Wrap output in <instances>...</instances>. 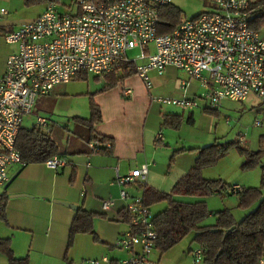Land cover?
I'll use <instances>...</instances> for the list:
<instances>
[{"label":"built area","instance_id":"1","mask_svg":"<svg viewBox=\"0 0 264 264\" xmlns=\"http://www.w3.org/2000/svg\"><path fill=\"white\" fill-rule=\"evenodd\" d=\"M55 1L48 0L38 16L4 34V41L17 49L0 65V189L9 181V166L27 164L15 143L22 117L33 111L36 98L80 72H112L129 61L131 49L139 50L132 60L134 74L146 88L152 86L149 72L153 70L161 74L173 66L187 75L179 81L181 98L152 96L158 103L197 106V98L185 95L190 79L199 80L203 88L199 98L211 106L223 99L242 101L249 94L264 101V36L250 26L251 0H212L211 10L182 20L164 34L157 33L159 7L171 0H75L76 10L69 12L60 11ZM5 12L0 7V15ZM136 59L145 61L138 64ZM124 94L129 95L130 89ZM35 121L36 126L50 131L45 117L37 116ZM157 138L162 139L161 134ZM91 146L98 152V142ZM43 163L56 169L66 165L67 159L53 155ZM147 172L145 163L115 176L119 198L127 200L124 211L129 217L128 229L115 246L126 249L127 256L112 260L103 255L80 264H158L148 258L157 236L151 211L141 195H130L124 189L143 182ZM238 189L231 187L232 192ZM114 203L113 199L103 200L102 208L109 209ZM192 255L195 263L201 262L202 245ZM254 264H264V255Z\"/></svg>","mask_w":264,"mask_h":264},{"label":"crops","instance_id":"2","mask_svg":"<svg viewBox=\"0 0 264 264\" xmlns=\"http://www.w3.org/2000/svg\"><path fill=\"white\" fill-rule=\"evenodd\" d=\"M46 2L0 0V7L6 10L0 15V40L10 46L5 51L0 47L3 60L8 53L17 49L16 45L7 44L4 41V34L18 29L25 22L38 16L44 10ZM75 10L74 7L72 11ZM144 61L145 59H141L138 64ZM169 67L173 66L166 68ZM88 75V73H82L66 83L56 84L50 93L37 97L34 104L35 106L53 103L52 107L57 104L59 108H65L68 112V122L61 129L68 130L69 123L78 128V131H73L78 140L68 138L63 150L58 147L60 152L64 153L63 157L67 159V164L56 169L49 168L44 163L11 165L8 168L9 181L0 189V192H5L8 196L5 203L6 220H0L2 223L0 237L8 238L14 255L27 257V264H80L87 259L99 258L103 255L112 260L123 258L120 256L128 254L126 249L118 247V250H110L116 247L115 242L129 226L121 215V209L127 200L119 198L120 186L115 182L116 174L126 175L132 169L146 163L148 172L146 179L141 183L162 192H170L175 182L194 164L197 151L189 150V148L205 146H200L199 143L185 145L180 135L171 132H168L167 138L170 141L174 140V147L169 142L164 143L163 135L157 130L158 124H165V119L167 121L180 119L178 127H173L171 123L167 124L178 129L184 122L193 123V113L190 111L186 117L176 112L159 111L157 114H151L153 104L158 102L152 99L151 87L146 88L134 73L107 88H103L107 82L106 78L96 74H94L95 77L102 76L105 80L101 86L93 88L88 81L84 90L65 86L76 80H87ZM192 81L197 83L194 84ZM192 81L185 95L189 98H197V106H199L203 101L199 98L203 88L198 79ZM125 89H130L129 95L124 94ZM180 92L182 94L181 90ZM189 93L191 96H188ZM76 99H84L82 101L85 107L77 108ZM91 102L98 106L101 116V120L95 125L96 133L112 138L109 153L94 152L91 146L94 142L80 136L81 128L76 118L90 116ZM205 103L203 109L206 107ZM47 121L48 126L55 123L51 118ZM157 134H161L162 139H158ZM160 142L164 143L167 149L158 148L156 143ZM55 143L57 144L56 141ZM187 151H190L189 156L175 167L176 172L172 175L170 182H173V185L170 190L164 191L153 183L155 177L167 172L168 165H165L167 154L165 153H169L171 163L174 159L180 161L184 157L182 153ZM171 156L173 160H170ZM208 169L203 170L204 177L214 178L207 174ZM139 184L131 185L135 189L128 191L130 195H142ZM230 185L243 187L238 183ZM228 191L227 189L223 193ZM178 197L183 200L194 199L192 196ZM106 199L115 200L114 205L109 209L102 208V201ZM56 200L68 202L77 208L103 213V217L96 216L93 219L95 238L90 233H78L69 244V229L76 209ZM149 209L151 211V207ZM151 214H153L152 211ZM76 248H79L80 253L75 251ZM76 257L80 258L78 263L73 261ZM0 264H7V258L1 252Z\"/></svg>","mask_w":264,"mask_h":264},{"label":"trees","instance_id":"3","mask_svg":"<svg viewBox=\"0 0 264 264\" xmlns=\"http://www.w3.org/2000/svg\"><path fill=\"white\" fill-rule=\"evenodd\" d=\"M250 10V26L264 36V0H251ZM181 21L179 10L175 6L162 5L159 7L157 33L170 32ZM82 73L86 72H80L77 75ZM133 73H135V63L132 60L123 61L112 72L103 75L107 81L103 88L111 87ZM206 109L209 108L204 107V110ZM76 119L81 128V137L90 142H98V152L109 153L111 151L112 138L95 131V125L101 120L100 110L95 103L91 102L88 118ZM164 123L169 125L171 123L173 127H178L180 119L176 121L165 119ZM49 132L38 126L20 127L15 145L27 163H43L53 155H64ZM106 143L110 146L107 147ZM236 148L240 154L245 156L244 167L256 164L258 153L262 151L260 149L252 152L238 144ZM189 150L197 151L194 164L175 182L170 192H162L142 183L138 186L142 189L141 196L148 207L157 202H165L163 209L151 214V225L157 234L154 249L163 252L186 234L193 232V240L203 247V264H254L259 257L264 255V194H262V189L241 187L236 192H232L233 185L227 186L221 178H206L202 175L205 167L213 165L224 154V145L214 141L199 148H189ZM170 160H173V156ZM260 185L264 187V165H261ZM227 189L229 191L223 193ZM215 192L220 195L236 194L239 197V206L255 205V207L247 211L240 219H236L229 208L218 209L213 211L214 222L204 224L203 220L210 213L204 197ZM178 196H192L194 199L183 200ZM7 197L5 192H0V220L3 221L6 220ZM121 213L123 219L128 222L129 217L124 207ZM96 216L103 217L104 214L78 207L70 224L68 243L71 244L73 237L78 233H90L95 238L93 219ZM0 252L7 258V264H27V257L14 255L8 238L0 237Z\"/></svg>","mask_w":264,"mask_h":264},{"label":"rangeland","instance_id":"4","mask_svg":"<svg viewBox=\"0 0 264 264\" xmlns=\"http://www.w3.org/2000/svg\"><path fill=\"white\" fill-rule=\"evenodd\" d=\"M255 1V0H252ZM75 0H56L55 3L60 11H72L75 7ZM171 4L179 10L180 18L182 20L190 19L202 11L211 10L214 7L212 0H171ZM0 47L4 51L9 49V45H6L0 40ZM152 47V46H151ZM139 50L137 48L131 49L127 52L129 60H135ZM140 60L136 59V63ZM3 57L0 55V65H3ZM87 80H76L65 86L70 88H78L84 90V87L88 83L93 88L101 86L105 80L100 77H95L93 73H88ZM152 81L150 88L151 96H162L171 98H181L182 94L179 88V81L181 78L187 79L188 77L181 70L174 67L166 68L161 74L156 71L149 73ZM190 79L189 81H192ZM196 84V81H192ZM188 96H191L190 93ZM84 99H76L77 108H84ZM202 100V99H201ZM204 100L200 102L199 106L192 108H183L172 104H158L154 103L152 111L157 114L159 111L163 112H176L181 113L186 117L190 111L193 113L194 121L192 124H186L185 122L178 128L174 129L167 124H158V133H161L165 139L164 143L169 142L174 147V140L170 141L167 137L168 132L175 135H180L185 145H192V143H199L200 146L217 142L225 146L224 154L209 168L207 174L210 177L221 178L226 185L232 183H238L243 187H259L264 194V187L260 185L261 165H264V102L257 98L254 94H249L242 101L223 99L217 104L211 106L205 103L209 109L204 110ZM36 104L33 111L29 114H25L22 117L21 126L24 128H31L36 124V117L42 116L46 119L51 118L55 123L48 126L50 135L57 142L60 150H63L67 144L68 138L70 140L77 139L73 131H78L74 125L68 124V130L61 129L63 125L68 122L67 111L65 108H59L56 104ZM258 120L260 124L254 126L253 122ZM160 142L156 143L158 148L167 149L166 145ZM236 144L246 147L250 151L262 150L258 153V162L250 167H244L243 162L245 156L240 154L236 148ZM190 151L182 153L184 156L180 161L174 159L173 162L169 161V153H165V165L168 167L166 171L159 176L155 177L153 183L159 188L170 190L173 182H170L172 175L176 172L175 167L188 157ZM170 163V165H169ZM204 168V169H205ZM203 169V170H204ZM175 170V171H174ZM202 170L204 176L205 171ZM206 177V176H205ZM127 191L133 190L131 185L124 186ZM206 201L207 209L210 213L203 220L204 224L213 223L215 217L213 211L228 207L236 219H240L247 211L252 210L255 205L241 207L239 206V197L236 194L220 195L219 193H212L204 197ZM165 205L164 201L157 202L151 206V211L155 213ZM2 223L0 222V226ZM85 236V235H84ZM198 242L193 240V232L186 234L176 244L165 251H159L154 249L148 254V258L157 261L158 264H203L201 262L195 263L192 255V251L198 247ZM137 249V248H136ZM110 250H118V247H113ZM80 253L79 248L75 250ZM79 255V254H78ZM126 254L120 257H126ZM101 257V256H100ZM75 263L80 261L79 257H76Z\"/></svg>","mask_w":264,"mask_h":264},{"label":"water","instance_id":"5","mask_svg":"<svg viewBox=\"0 0 264 264\" xmlns=\"http://www.w3.org/2000/svg\"><path fill=\"white\" fill-rule=\"evenodd\" d=\"M15 195H25V194H15ZM15 195H12V196H15ZM57 202L63 204V205H66L68 207H71V208H74V209H77V206L73 205V204H70L68 202H64V201H60V200H56Z\"/></svg>","mask_w":264,"mask_h":264}]
</instances>
